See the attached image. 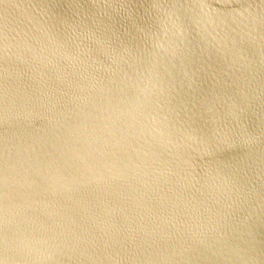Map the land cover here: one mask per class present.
Returning a JSON list of instances; mask_svg holds the SVG:
<instances>
[{
  "label": "water",
  "instance_id": "1",
  "mask_svg": "<svg viewBox=\"0 0 264 264\" xmlns=\"http://www.w3.org/2000/svg\"><path fill=\"white\" fill-rule=\"evenodd\" d=\"M0 264H264V0H0Z\"/></svg>",
  "mask_w": 264,
  "mask_h": 264
}]
</instances>
